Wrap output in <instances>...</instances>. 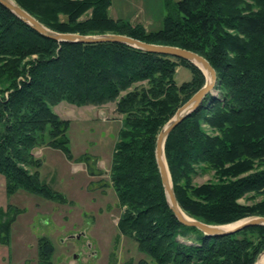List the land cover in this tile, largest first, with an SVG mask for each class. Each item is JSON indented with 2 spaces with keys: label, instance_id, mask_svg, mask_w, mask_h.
Listing matches in <instances>:
<instances>
[{
  "label": "trees",
  "instance_id": "1",
  "mask_svg": "<svg viewBox=\"0 0 264 264\" xmlns=\"http://www.w3.org/2000/svg\"><path fill=\"white\" fill-rule=\"evenodd\" d=\"M16 1L54 31L125 34L203 55L217 72L218 95L208 94L165 143L177 200L189 216L213 225L264 216V168L240 176L253 168V160L264 158V0H164L166 14L157 30L113 18V0ZM178 66L189 68L192 78L178 84ZM205 83L203 71L185 59L121 43L43 37L0 3V173L8 193L24 190L65 202V194L42 180L43 163L33 154L48 145L74 158L71 121L52 106L64 100L116 101L123 126L110 181L124 208L121 234L158 264H254L264 251V225L206 235L178 220L162 184L158 134ZM204 165L220 179L194 185L192 177ZM250 192L263 198L239 202ZM20 212L12 205L0 209L1 243L9 242ZM53 253L51 240L42 237L39 264H52ZM138 264L152 263L142 258Z\"/></svg>",
  "mask_w": 264,
  "mask_h": 264
},
{
  "label": "rangeland",
  "instance_id": "2",
  "mask_svg": "<svg viewBox=\"0 0 264 264\" xmlns=\"http://www.w3.org/2000/svg\"><path fill=\"white\" fill-rule=\"evenodd\" d=\"M113 5L112 17L119 14L134 24L144 23L148 30L161 28L166 14L164 0H113ZM192 76L189 68L177 67L178 84ZM214 93L218 95V91ZM116 107V101L76 105L65 100L52 106L61 118L71 121L69 136L74 158L69 159L61 150L48 145L36 147L33 154L43 163L42 180L65 194V202L24 190L9 194L7 181L0 173V209L12 205L21 211L12 222L9 242H0V264H39L42 237L49 238L54 246L52 264H138L142 258L158 264L119 229L124 208L110 181L114 148L123 126V115ZM85 155L91 158L89 162L80 159ZM263 161L264 158L253 160V168L240 176L264 168ZM219 179L216 169L204 165L192 182L201 185ZM262 198L250 192L239 202L249 205ZM249 218L252 217L242 220Z\"/></svg>",
  "mask_w": 264,
  "mask_h": 264
},
{
  "label": "water",
  "instance_id": "3",
  "mask_svg": "<svg viewBox=\"0 0 264 264\" xmlns=\"http://www.w3.org/2000/svg\"><path fill=\"white\" fill-rule=\"evenodd\" d=\"M0 3L12 11L18 18L37 31L41 36L54 39L58 42L77 43H101L112 42L129 45L146 52L169 55L176 58L185 59L199 67L206 77V83L196 93H194L176 111L175 115L163 126L158 134L156 142V159L160 171L162 184L168 198L169 205L178 220L188 226H194L206 235L220 236L237 233L250 226L264 225V216H255L247 220H240L233 227L225 228V225L208 224L189 216L180 206L175 191L165 155V143L172 131L199 108L208 94L215 95L218 76L215 68L201 54L178 46L148 43L140 39L125 34L104 33L96 35H82L78 33H62L54 31L35 16L25 10L14 0H0ZM254 264H264L260 258Z\"/></svg>",
  "mask_w": 264,
  "mask_h": 264
},
{
  "label": "bare ground",
  "instance_id": "4",
  "mask_svg": "<svg viewBox=\"0 0 264 264\" xmlns=\"http://www.w3.org/2000/svg\"><path fill=\"white\" fill-rule=\"evenodd\" d=\"M233 225L235 224H232V225H227V226H224L225 228H230V227H233ZM260 262H264V253L261 255L260 257Z\"/></svg>",
  "mask_w": 264,
  "mask_h": 264
},
{
  "label": "crops",
  "instance_id": "5",
  "mask_svg": "<svg viewBox=\"0 0 264 264\" xmlns=\"http://www.w3.org/2000/svg\"><path fill=\"white\" fill-rule=\"evenodd\" d=\"M114 5H113V2H112V5H111V7H110V10H111V8H114L113 7ZM113 18H120V16H119V14H115V16H113ZM131 18V17H130ZM142 24H144V23H142Z\"/></svg>",
  "mask_w": 264,
  "mask_h": 264
}]
</instances>
